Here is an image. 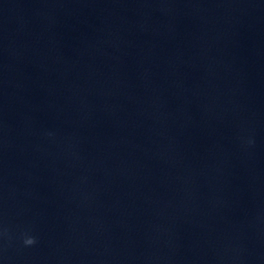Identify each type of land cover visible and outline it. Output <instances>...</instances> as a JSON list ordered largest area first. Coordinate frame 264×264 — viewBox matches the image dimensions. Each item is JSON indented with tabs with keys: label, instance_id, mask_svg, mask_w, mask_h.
Wrapping results in <instances>:
<instances>
[{
	"label": "clouds",
	"instance_id": "1",
	"mask_svg": "<svg viewBox=\"0 0 264 264\" xmlns=\"http://www.w3.org/2000/svg\"><path fill=\"white\" fill-rule=\"evenodd\" d=\"M24 243H25L26 245H32V244L35 243V239L29 237V238H27V239L24 241Z\"/></svg>",
	"mask_w": 264,
	"mask_h": 264
}]
</instances>
